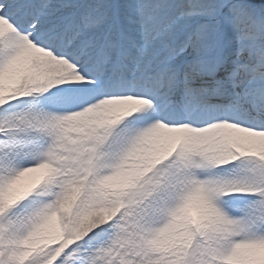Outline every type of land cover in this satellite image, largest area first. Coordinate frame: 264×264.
<instances>
[{
    "label": "snow or ice",
    "instance_id": "obj_1",
    "mask_svg": "<svg viewBox=\"0 0 264 264\" xmlns=\"http://www.w3.org/2000/svg\"><path fill=\"white\" fill-rule=\"evenodd\" d=\"M0 264H264V0H0Z\"/></svg>",
    "mask_w": 264,
    "mask_h": 264
}]
</instances>
